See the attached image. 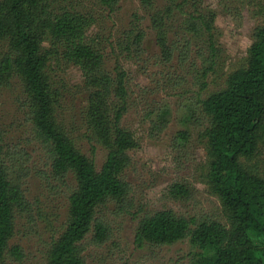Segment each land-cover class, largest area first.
<instances>
[{
  "label": "trees",
  "instance_id": "obj_1",
  "mask_svg": "<svg viewBox=\"0 0 264 264\" xmlns=\"http://www.w3.org/2000/svg\"><path fill=\"white\" fill-rule=\"evenodd\" d=\"M97 1L113 12L119 0ZM138 3L147 13L163 63L177 56L178 63L185 64L190 43L207 53L196 71L199 91H203L219 54L214 13L203 11L200 0H164L161 6L156 0ZM261 9L264 12V4ZM176 19L179 26L174 29ZM92 23L91 17L73 8L57 9L49 0H0V88L19 81L32 131L50 160L52 177L64 182L72 176L74 183L62 232L47 247L45 264H86L83 244L88 236L96 247L111 237L102 211L108 205L122 211L130 193L121 175L138 144L121 124L128 108L127 76L117 57L112 70L106 69L105 49L98 37L88 33ZM251 38L243 66L227 76L223 89L198 101L207 124L201 133L206 159L200 181L218 200L222 219L196 221L171 210L145 214L134 230L136 249L172 246L188 239L198 251L190 264H264V158H260L264 145V24L253 30ZM144 40L143 30L131 22L114 49L118 56L130 58L139 55ZM50 62H63L80 72L87 95L83 110L87 138L105 151L99 170L57 121L55 106L60 94L46 72ZM165 116L163 112L158 117V131L164 127ZM175 141L183 146L188 133L178 132ZM5 149L0 132V264L20 263L25 258L22 248L10 242L16 220L29 218L32 209L20 179L9 172ZM168 193L183 200L190 196V188L174 183Z\"/></svg>",
  "mask_w": 264,
  "mask_h": 264
},
{
  "label": "rangeland",
  "instance_id": "obj_2",
  "mask_svg": "<svg viewBox=\"0 0 264 264\" xmlns=\"http://www.w3.org/2000/svg\"><path fill=\"white\" fill-rule=\"evenodd\" d=\"M49 2L57 9L73 8L91 17L93 23L88 33L98 37L104 47L106 69L112 70L117 57L127 76L128 108L121 124L138 144L129 153L131 163L121 175L130 187L126 204L122 211L111 205L102 211L111 237L104 245L96 247L88 236L83 244L85 263L190 264L198 251L188 239L172 246L139 250L134 246V230L140 217L162 210L196 221L222 219L218 200L200 181L206 159L201 133L207 124L198 101L223 89L227 76L243 66L253 30L264 24L261 9L264 0H200V8L215 15L219 46L214 71L208 74L203 91H199L196 71L207 53L190 43L185 64H179L177 56L171 63H163L147 13L140 8L138 0H119L113 12L103 8L97 0ZM156 2L158 6L164 4V0ZM131 22L145 34L143 48L139 55L130 58L118 56L115 41ZM175 25L174 29L179 26L177 19ZM43 46L49 48V43ZM46 72L52 87L60 94L55 106L57 121L70 134L76 148L92 159L99 170L105 151L87 138L83 118L87 95L79 70L63 62H50ZM163 112H166L164 127L158 131V117ZM180 131L188 133V141L183 146L175 141ZM0 132L9 172L20 179L22 190L32 205L29 218L27 215L16 220L10 242L22 248L25 258L20 263L8 260L6 264H45L47 247L62 232L67 198L74 183L72 176L64 182L52 177L50 160L32 131L17 79L0 88ZM260 158H264V145L260 148ZM174 183L188 185L190 196L183 200L172 198L168 190Z\"/></svg>",
  "mask_w": 264,
  "mask_h": 264
}]
</instances>
